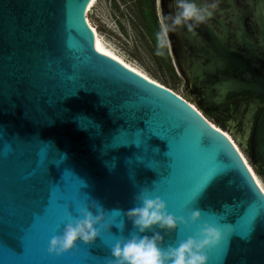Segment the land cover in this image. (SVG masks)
I'll return each instance as SVG.
<instances>
[{"label": "water", "instance_id": "95a60500", "mask_svg": "<svg viewBox=\"0 0 264 264\" xmlns=\"http://www.w3.org/2000/svg\"><path fill=\"white\" fill-rule=\"evenodd\" d=\"M91 1L0 0V264H110V233L64 257L49 254L50 240L88 198L114 225L123 220L127 236L132 222L112 211L136 206L145 187L170 213L187 218L199 209L219 226L210 264H264V191L207 116L224 113L232 94L256 90L204 84L196 60L185 96L146 78L95 44ZM226 125L248 150L249 131ZM252 161L264 170V111ZM199 227L181 225L180 238ZM156 231L165 246L177 240Z\"/></svg>", "mask_w": 264, "mask_h": 264}, {"label": "flooded vegetation", "instance_id": "af4514ba", "mask_svg": "<svg viewBox=\"0 0 264 264\" xmlns=\"http://www.w3.org/2000/svg\"><path fill=\"white\" fill-rule=\"evenodd\" d=\"M174 2L138 0L143 10L144 26L157 53L159 13L161 9L165 15L174 13ZM195 2L202 4L203 0ZM195 30V37L186 29L181 35H170L172 50L170 53L165 50L162 55L166 69L182 82L184 88L193 89L189 73L193 60H196L204 68V84L232 82L256 90L257 93L232 94L226 100L224 113L209 111L207 116H219L225 122L224 127L220 128L208 119L248 155L252 168L264 180L263 166L252 161L255 131L264 111V0H222L220 10L210 25H200ZM188 95L192 98L190 92ZM227 122L232 123L237 134L243 135L245 130L249 131L248 150H243L230 133Z\"/></svg>", "mask_w": 264, "mask_h": 264}, {"label": "clouds", "instance_id": "9594fccd", "mask_svg": "<svg viewBox=\"0 0 264 264\" xmlns=\"http://www.w3.org/2000/svg\"><path fill=\"white\" fill-rule=\"evenodd\" d=\"M222 0H203L198 4L195 0H175L172 7L174 13H159L160 30L156 35L158 54L164 55L165 50L171 52L170 35H181L186 29L193 37L197 35L196 28L200 25H210L215 14L220 10ZM10 149V147H9ZM136 206L126 212H119L126 216L133 224V231L123 235L126 225L122 220L114 225L109 220V212L97 201L83 202L77 208V215L66 212L67 223L63 232L53 235L48 252L53 257H64L78 248L83 242L93 246L97 240L103 239L104 233H110L112 239L105 240L110 249V264H210L208 251L221 244L222 232L218 225L204 220L205 212L191 209L187 218L176 216L169 212L167 203L154 197L151 189L141 188L135 196ZM199 225L195 236L182 239L179 230ZM116 226L121 235L113 234L111 229ZM159 228L167 233L176 232L177 240L165 246L164 237L157 232ZM152 232L151 236L146 233Z\"/></svg>", "mask_w": 264, "mask_h": 264}, {"label": "rangeland", "instance_id": "374dc122", "mask_svg": "<svg viewBox=\"0 0 264 264\" xmlns=\"http://www.w3.org/2000/svg\"><path fill=\"white\" fill-rule=\"evenodd\" d=\"M142 13L138 0H99L87 17L94 32L124 60L185 96L182 82L167 71L163 56L154 50ZM187 98L192 99L190 95ZM209 119L214 121L212 117ZM244 154L252 165L251 159ZM260 180L264 186V180Z\"/></svg>", "mask_w": 264, "mask_h": 264}, {"label": "bare ground", "instance_id": "6f19581e", "mask_svg": "<svg viewBox=\"0 0 264 264\" xmlns=\"http://www.w3.org/2000/svg\"><path fill=\"white\" fill-rule=\"evenodd\" d=\"M99 0H92L88 7H87V14L89 13V11L95 6V4L98 2ZM95 44L101 48L105 53H107L108 55H110L112 58L116 59L117 61L121 62L122 64H124L126 67L140 73L141 75L145 76L146 78L164 86L163 84H161L159 81L153 79L152 77H150L148 74H146L145 72H143L142 70H140L139 68H136L135 66H133L132 64L128 63L126 60H124L120 55H118L99 35H97L95 33ZM166 87V86H165ZM197 109V108H196ZM198 110H200L198 108ZM200 112L202 113V111L200 110ZM210 122V121H209ZM212 124V123H211ZM213 125V124H212ZM218 126V125H217ZM232 136V135H231ZM234 143V142H233ZM235 144V143H234ZM236 145V144H235ZM237 149L240 151L241 155L243 156L246 164L248 165L250 171L252 172L255 180L257 181L258 185L261 187V189L264 191V186L262 181L260 180L258 174L256 173V171L252 168L249 160L247 159V157L245 156L244 152L242 151V149L238 148V146L236 145Z\"/></svg>", "mask_w": 264, "mask_h": 264}, {"label": "built area", "instance_id": "2783aa9c", "mask_svg": "<svg viewBox=\"0 0 264 264\" xmlns=\"http://www.w3.org/2000/svg\"><path fill=\"white\" fill-rule=\"evenodd\" d=\"M225 133V132H224Z\"/></svg>", "mask_w": 264, "mask_h": 264}]
</instances>
